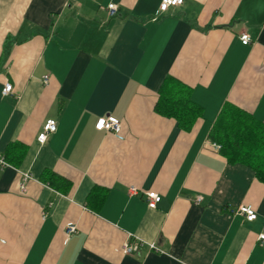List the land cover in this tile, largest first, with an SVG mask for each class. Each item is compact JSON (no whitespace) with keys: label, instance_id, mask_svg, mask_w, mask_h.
Instances as JSON below:
<instances>
[{"label":"crops","instance_id":"1","mask_svg":"<svg viewBox=\"0 0 264 264\" xmlns=\"http://www.w3.org/2000/svg\"><path fill=\"white\" fill-rule=\"evenodd\" d=\"M161 1L0 0V264H264V182L209 137L226 105L264 123V0ZM167 76L202 107L189 131L155 111Z\"/></svg>","mask_w":264,"mask_h":264},{"label":"trees","instance_id":"2","mask_svg":"<svg viewBox=\"0 0 264 264\" xmlns=\"http://www.w3.org/2000/svg\"><path fill=\"white\" fill-rule=\"evenodd\" d=\"M155 111L174 119L186 131L202 115V107L192 99L190 88L173 76H167L160 86ZM209 137L220 145V152L229 163L248 166L264 182V123L237 106L226 105ZM5 158L14 166L7 155Z\"/></svg>","mask_w":264,"mask_h":264},{"label":"built area","instance_id":"3","mask_svg":"<svg viewBox=\"0 0 264 264\" xmlns=\"http://www.w3.org/2000/svg\"><path fill=\"white\" fill-rule=\"evenodd\" d=\"M183 2L184 0H162L157 14L159 15L160 13L167 12L171 6L182 5ZM117 10H118V6L116 3H110L108 5V11L111 15H115L117 13ZM240 38L243 44L247 45L250 43V36L247 33H243ZM49 79L50 76L46 75L44 77V83L47 84L49 82ZM11 91H12V84L7 82L5 84V88L3 89V94L7 95ZM56 128H57L56 121L54 119H48L43 126V131L38 136V141L44 142L47 139L48 134L55 132ZM96 128L98 130L112 131L114 134H116L118 137L121 138L122 125L120 120L114 116L108 115L101 117L97 121ZM213 147L216 150H220L219 144L213 143ZM8 167H11V164L6 160L3 152L0 151V170ZM30 178H32L31 174L24 173L23 181H27ZM22 189L24 190V184H22ZM131 191L132 193H137L138 189L136 187H131ZM145 195H146L148 207L152 209L156 208L158 203L162 199L161 195L154 190L146 191ZM239 212L242 215H244L248 221H254L257 218V212L252 206L242 205L239 208ZM75 230H76V226L72 223H69L67 226L68 234L73 233ZM259 239L262 243H264V233L259 234ZM151 248L159 250L154 244H151ZM134 249H136V245L131 242L125 243L123 246V252L126 254L131 253Z\"/></svg>","mask_w":264,"mask_h":264},{"label":"bare ground","instance_id":"4","mask_svg":"<svg viewBox=\"0 0 264 264\" xmlns=\"http://www.w3.org/2000/svg\"><path fill=\"white\" fill-rule=\"evenodd\" d=\"M241 40V39H240Z\"/></svg>","mask_w":264,"mask_h":264}]
</instances>
